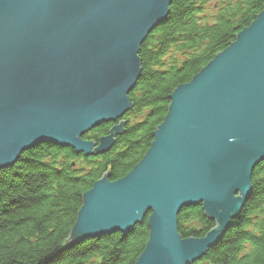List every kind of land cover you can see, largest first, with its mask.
I'll return each mask as SVG.
<instances>
[{
    "label": "water",
    "instance_id": "95a60500",
    "mask_svg": "<svg viewBox=\"0 0 264 264\" xmlns=\"http://www.w3.org/2000/svg\"><path fill=\"white\" fill-rule=\"evenodd\" d=\"M173 0H0V170L41 144L107 154L124 122L98 144L83 137L133 107L139 50ZM150 148L122 179L82 196L68 244L127 237L146 220L135 264H193L221 240L264 162V7L168 98ZM201 205L215 227L182 238L177 216Z\"/></svg>",
    "mask_w": 264,
    "mask_h": 264
},
{
    "label": "trees",
    "instance_id": "16d2710c",
    "mask_svg": "<svg viewBox=\"0 0 264 264\" xmlns=\"http://www.w3.org/2000/svg\"><path fill=\"white\" fill-rule=\"evenodd\" d=\"M209 1L173 0L168 20L143 42L142 74L128 95L133 108L126 114L136 121L107 154L86 159L41 144L0 171V264H135L148 241L146 220L127 237L117 233L75 245L67 239L83 194L105 173L117 181L140 162L172 92L234 42L264 7V0H218L212 11ZM116 123L100 125L83 139L98 144ZM252 187L224 239L194 264H264V163L254 171ZM177 220L185 239L202 238L215 225L201 205L182 209Z\"/></svg>",
    "mask_w": 264,
    "mask_h": 264
},
{
    "label": "rangeland",
    "instance_id": "374dc122",
    "mask_svg": "<svg viewBox=\"0 0 264 264\" xmlns=\"http://www.w3.org/2000/svg\"><path fill=\"white\" fill-rule=\"evenodd\" d=\"M216 3H218V0H210V1H209V6L211 7V10H212V11H215V10H216V8H214V6L216 5ZM171 5H172V4H171ZM171 5H170V7H171ZM138 56H139V55H138ZM140 60H141V59H140ZM141 74H142V67H141ZM140 78H141V76H140ZM139 80H140V79H139ZM139 80H138V81H139ZM137 83H138V82H137ZM136 87H137V86H136ZM136 87H135V88H136ZM130 102H131V101H130ZM132 107H133V104H132ZM130 111H131V110H130ZM126 114H127V113H126ZM126 114L122 117L123 120H122V118H121V120L117 121L118 124L116 123V124L114 125V127H115V126H119L120 123H122V122H124L123 128H125L126 125H127V127H128V125H132V124L135 123L134 121H136V119H135V118H132V117H135V116H134V115L126 116ZM112 128H113V127H112ZM112 128H111V129H112ZM109 131H110V130H109ZM106 136H107V135H106ZM83 140H84V139H83ZM85 141H87V142H92V143H96L95 141H92V140H85ZM115 142H116V137H115ZM49 145H51V144H49ZM53 146H54V145H53ZM59 148H60V147H59ZM62 149H63V148H62ZM30 150H31V149H30ZM28 151H29V150H28ZM73 151H74V150H73ZM74 152H75V151H74ZM75 154H76V152H75ZM21 155H22V154H21ZM76 155H77V154H76ZM80 155H82V154H80ZM97 156H102V155H97ZM97 156H91V157H97ZM91 157H90V158H91ZM85 158L87 159V158H89V157H85ZM19 159H20V158H19ZM84 160H85V159H84ZM17 162H18V161H17ZM17 162H16V163H17ZM16 163H15V164H16ZM263 163H264V162H263ZM15 164H14V165H15ZM259 165H260V164H259ZM259 165H258V166H259ZM258 166H257V167H258ZM72 167H74V168H78V166H76L75 164H72ZM257 167H256V169H257ZM256 169H255V170H256ZM3 170H4V169H3ZM255 170H254V171H255ZM0 171H1V170H0ZM254 171H253V173H254ZM103 176H104V175H103ZM103 176H102V177H103ZM252 176H253V174H252ZM102 177H101V178H102ZM124 177H125V176H124ZM124 177H123V178H124ZM101 178H100V179H101ZM121 179H122V178H121ZM119 180H120V179H119ZM109 181H110V175H109ZM117 181H118V180H117ZM110 182H115V181H110ZM251 185H252V178H251ZM252 192H253V187H252ZM251 196H252V193H251ZM251 196H250V197H251ZM250 197L247 199V201L250 199ZM247 201H246V202H247ZM245 204H246V203H245ZM244 206H245V205H244ZM244 206H243V208H244ZM191 207H193V206H191ZM243 208H242V209H243ZM240 214H241V212H240ZM240 214H239V215H240ZM239 215H237V217H235L234 220H235L236 218H238ZM177 217H178V216H177ZM144 221H145V220H144ZM231 226H232V224H230L229 228H230ZM214 227H215V225H214ZM214 227H213V228H214ZM213 228H211L208 232H210ZM229 228H228V229H229ZM228 229H227V231H228ZM227 231H226V232H227ZM208 232H207V233H208ZM226 232H225V234H224V236H223L222 239H224V237H225V235H226ZM222 239H221V240H222ZM221 240H219V242H220ZM219 242H218V243H219ZM78 243H80V242L73 243V245L78 244ZM218 243H217V244H218ZM217 244H216V245H217ZM216 245H215V246H216ZM215 246H213V247H215ZM213 247H212V248H213ZM212 248H210V249H212ZM210 249H208V250H210ZM207 252H208V251H207ZM195 263H196V262H195ZM193 264H194V263H193Z\"/></svg>",
    "mask_w": 264,
    "mask_h": 264
},
{
    "label": "bare ground",
    "instance_id": "6f19581e",
    "mask_svg": "<svg viewBox=\"0 0 264 264\" xmlns=\"http://www.w3.org/2000/svg\"><path fill=\"white\" fill-rule=\"evenodd\" d=\"M173 2V1H172ZM247 201V200H246ZM246 201H245V203H246ZM245 205V204H244ZM242 212V211H241Z\"/></svg>",
    "mask_w": 264,
    "mask_h": 264
}]
</instances>
